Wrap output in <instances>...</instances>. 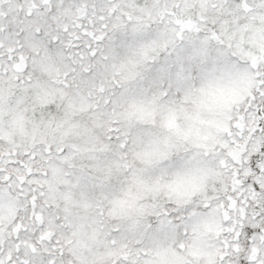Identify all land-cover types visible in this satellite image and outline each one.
I'll return each instance as SVG.
<instances>
[{"label": "snow or ice", "instance_id": "6c2138e0", "mask_svg": "<svg viewBox=\"0 0 264 264\" xmlns=\"http://www.w3.org/2000/svg\"><path fill=\"white\" fill-rule=\"evenodd\" d=\"M0 264H264V0H0Z\"/></svg>", "mask_w": 264, "mask_h": 264}]
</instances>
